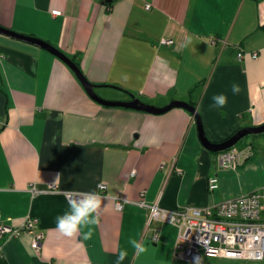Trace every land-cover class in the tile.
<instances>
[{"label":"crops","instance_id":"crops-1","mask_svg":"<svg viewBox=\"0 0 264 264\" xmlns=\"http://www.w3.org/2000/svg\"><path fill=\"white\" fill-rule=\"evenodd\" d=\"M0 25L75 57L106 99L193 104L212 141L264 122V0H0ZM163 36L174 43L161 45ZM239 48L259 56L239 58ZM0 71V219L20 226L32 215L44 233L40 250L29 231L5 236L0 264H264L206 253L199 263L181 258L178 227L148 224V209L136 203L143 193L179 209L251 190L242 181L250 161L219 167L190 110L102 104L60 57L2 33ZM220 92L227 103L211 107ZM214 173L220 186L212 192ZM51 183L58 191H46ZM64 190H94L101 198L97 222L71 236L55 226L67 209ZM116 196L125 199L122 209Z\"/></svg>","mask_w":264,"mask_h":264},{"label":"built area","instance_id":"built-area-1","mask_svg":"<svg viewBox=\"0 0 264 264\" xmlns=\"http://www.w3.org/2000/svg\"><path fill=\"white\" fill-rule=\"evenodd\" d=\"M150 6V3L147 4ZM59 13L60 10H53ZM161 45H170L174 39L163 36L159 39ZM238 57L251 56L257 58L258 51H247L239 48ZM253 147L245 145L241 150L233 145L216 154L219 167L236 168L243 158L253 155ZM220 186L217 173L208 178L210 191ZM33 192H39L34 184L30 185ZM108 185L99 183V193L105 194ZM46 191H58V186L51 183ZM79 192L70 191L68 195ZM125 199L115 197V207L122 209ZM149 211L148 224L160 221L174 224L178 227L177 256L199 263L202 254H213L225 257H239L260 260L264 259V187L255 188L238 195L228 197L207 205H186L179 209L161 206L158 202H149L144 194L136 201ZM38 218L27 216L20 226H14L0 219V240L8 235H20L24 231L32 233V247L40 250L44 233L36 230ZM159 234H153V240H158ZM1 248V243H0Z\"/></svg>","mask_w":264,"mask_h":264},{"label":"water","instance_id":"water-1","mask_svg":"<svg viewBox=\"0 0 264 264\" xmlns=\"http://www.w3.org/2000/svg\"><path fill=\"white\" fill-rule=\"evenodd\" d=\"M0 33L12 36L14 38H17V39H20V40H23V41H26V42H29V43H32L35 45H38V46L52 52L53 54L57 55L58 57H60L62 60H64L73 69V71L75 72V74L77 75L79 80L81 81L83 87L85 88V90L89 94V96H91L93 99H95L96 101H98L102 104L121 105V106H126V107L142 109V110H146V111L153 112V113H162V112H165V111H167L170 108L175 107V106H182V107L187 108L188 110H190L195 115L198 130H199V138H200L202 144L211 151L219 152V151L225 150V149L235 145L241 138H243L245 135H247L249 133H259V132L264 131V122H263L262 124H259V125L242 127L239 130H237L234 134H232L230 137H228L222 141H219V142L212 141L207 137V135L204 131V128H203L201 116H200L199 112L197 111V107L194 106L193 104H191L189 102L182 101V100H174L165 106H156L153 104H148L146 102H143L135 96H132V98L130 100L106 99L97 93V91L95 89V84H93L91 81L88 80V78L81 71V69L77 65V63L70 56H68L66 53H64L61 49H59L54 44H52L49 41H47L43 38H40L38 36L21 33V32L15 31L13 29H10L8 27H5L3 25H0Z\"/></svg>","mask_w":264,"mask_h":264},{"label":"clouds","instance_id":"clouds-1","mask_svg":"<svg viewBox=\"0 0 264 264\" xmlns=\"http://www.w3.org/2000/svg\"><path fill=\"white\" fill-rule=\"evenodd\" d=\"M233 93L239 91V86L233 83L231 86ZM211 107H223L227 101V94L224 92L214 93L211 97ZM72 190H64L65 198L67 200V209L61 214L57 215L55 226L65 235H73L82 225L96 223L97 216L94 213L100 207V194L94 190H87L79 192L76 195H68ZM85 235H88L85 233ZM132 245L138 250L143 251V245L135 239L130 240ZM125 256V250H121L118 260H122Z\"/></svg>","mask_w":264,"mask_h":264},{"label":"rangeland","instance_id":"rangeland-1","mask_svg":"<svg viewBox=\"0 0 264 264\" xmlns=\"http://www.w3.org/2000/svg\"><path fill=\"white\" fill-rule=\"evenodd\" d=\"M247 144L252 145L254 154L252 157L243 158V160L250 162L242 174V181L243 185L252 190L264 187V131L249 133L236 143L240 150L242 146Z\"/></svg>","mask_w":264,"mask_h":264},{"label":"trees","instance_id":"trees-1","mask_svg":"<svg viewBox=\"0 0 264 264\" xmlns=\"http://www.w3.org/2000/svg\"><path fill=\"white\" fill-rule=\"evenodd\" d=\"M72 59L77 63V65L79 66V63L78 61L75 59V57H72ZM80 67V66H79ZM2 83V74H1V71H0V85Z\"/></svg>","mask_w":264,"mask_h":264}]
</instances>
